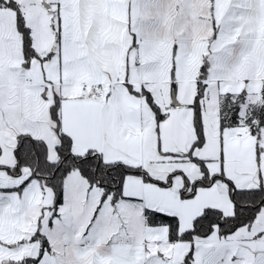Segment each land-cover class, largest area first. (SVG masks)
Returning a JSON list of instances; mask_svg holds the SVG:
<instances>
[{
	"label": "snow or ice",
	"instance_id": "6c2138e0",
	"mask_svg": "<svg viewBox=\"0 0 264 264\" xmlns=\"http://www.w3.org/2000/svg\"><path fill=\"white\" fill-rule=\"evenodd\" d=\"M0 264H264V0H0Z\"/></svg>",
	"mask_w": 264,
	"mask_h": 264
}]
</instances>
